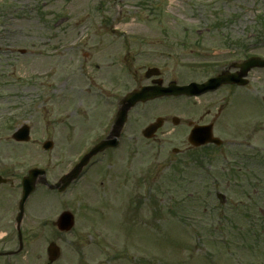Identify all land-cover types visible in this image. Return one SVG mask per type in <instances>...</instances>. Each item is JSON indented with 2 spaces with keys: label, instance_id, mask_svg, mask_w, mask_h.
<instances>
[{
  "label": "rangeland",
  "instance_id": "374dc122",
  "mask_svg": "<svg viewBox=\"0 0 264 264\" xmlns=\"http://www.w3.org/2000/svg\"><path fill=\"white\" fill-rule=\"evenodd\" d=\"M2 8L0 170H15L17 178L38 167L47 168L53 181L67 170L80 144L98 133L97 129L85 136L91 127L103 124L111 109V97L118 98L132 89L137 79L140 84H148L143 76L147 67L156 66L163 82L175 76L187 81L189 75L201 78L205 73L202 69H185L186 62L176 66L177 55L181 61H222L244 50L264 56V0H0ZM215 22L227 26L216 30L212 26ZM179 36H188L202 47L193 42L175 54L172 47ZM66 37L67 42L78 37L84 41L79 44L81 53L62 52L58 42ZM142 37L144 44L136 41ZM120 41L128 42L130 54L136 57L137 64L131 66L133 75L127 76L115 64V54L123 51ZM214 48L230 51L212 52ZM22 49L25 54H20ZM169 52L172 54L167 57ZM82 58L83 72L74 63ZM97 63L102 70L106 67L111 74L109 83L117 87L104 93L108 97L105 101L97 100L108 105L107 111L104 107L93 111L91 106L88 110L89 105L95 106L94 101L84 97L77 105L78 97H73L69 101L76 110L67 115L64 110L68 104L63 105L61 94H68L57 84L63 80L67 86L96 82L87 67L93 71ZM251 78L260 98L264 94V69H256ZM43 94L55 95L53 103L46 105ZM187 107L188 103L173 100L136 107L128 117L119 146L104 156L103 165H108L104 188L96 180L84 187L85 193L80 190L83 180L59 198L39 190L30 200L27 214L28 228L36 234L27 254L19 255L15 264H48L46 248L53 238L44 232L49 231L50 221L56 219L60 209L74 213L76 223L57 241L60 256L54 264H264V234L260 238L257 235L264 231V218L261 220L259 213H264V118L257 122L256 132L244 135L251 138L247 142L252 149H248L250 155L244 166L249 171L237 174L234 163L228 164L227 158V162H221V157L234 151L230 145L222 149V154L209 150V157L205 150L188 152L178 130L170 133L171 124L153 140L141 137L144 127L157 117L170 113L182 117L188 113ZM71 120L77 121L75 137L65 141V127ZM83 122L87 124L81 125ZM23 123L30 126L31 140L15 144L11 134ZM46 140L53 142L48 152L41 148ZM69 143L75 144L70 152ZM172 148L180 149V154L172 153ZM201 155L205 156L200 158L204 161L201 169L190 165L194 161L191 159ZM241 157L244 163L243 154ZM100 158L90 166L92 180L100 168ZM217 192L226 199L221 204ZM110 195H125V201L113 198L112 204H105L96 198ZM129 196L136 203L126 200ZM112 230L119 231V236Z\"/></svg>",
  "mask_w": 264,
  "mask_h": 264
},
{
  "label": "flooded vegetation",
  "instance_id": "af4514ba",
  "mask_svg": "<svg viewBox=\"0 0 264 264\" xmlns=\"http://www.w3.org/2000/svg\"><path fill=\"white\" fill-rule=\"evenodd\" d=\"M242 60L231 62L227 65L222 63L214 66L212 76H217L225 71L236 73L238 70L235 66L237 63H241ZM105 63L104 61L103 64ZM93 67L96 70L100 69L99 65H94ZM251 75L252 72L250 71L247 75L249 82L244 87L236 84L223 85L214 91L196 97L195 99L199 101L200 106L197 107L194 103L188 105L189 118H185L183 122L186 128L190 130L191 127L196 125L211 126L213 136L218 137V134H224L234 139L235 143H231V145L236 146V149H238L236 152L237 157H240L241 154H243V157H246L249 154L248 149L252 148L247 142L251 138L248 139L244 135L247 132H256L257 122L259 119L263 120L264 118V94H261L260 98H258L257 90L254 89V85L251 83ZM102 76L104 75L99 74V79L96 80L100 82L94 83L92 90L79 91L82 98L86 97L92 100V102L94 101L96 109L108 106L101 100L108 99L107 94L113 92L114 88V85L109 83L111 75ZM99 98L101 100L97 101ZM111 98L110 103L112 107L114 97ZM181 99H184V97ZM188 99L191 98H186V100ZM76 124L77 121L69 122L65 130L71 131L76 129ZM261 140L263 142V138ZM239 164L242 165L241 160H239ZM17 194L16 180L8 178L3 185H0V264H11L14 256H17V254H14L17 251L27 253V248L31 245L33 237L31 229L28 228L29 221L26 219L25 213L21 226L18 227L17 225L18 205L15 200ZM52 235L59 239V236L55 232H52Z\"/></svg>",
  "mask_w": 264,
  "mask_h": 264
},
{
  "label": "water",
  "instance_id": "95a60500",
  "mask_svg": "<svg viewBox=\"0 0 264 264\" xmlns=\"http://www.w3.org/2000/svg\"><path fill=\"white\" fill-rule=\"evenodd\" d=\"M255 66L264 67V61H261L259 59H251V60L247 61L246 63H244L241 68L243 69V72H246L248 69H250L252 67H255ZM224 77L225 76H222L219 79V82H226ZM207 84H205V86H207ZM189 88L190 87H188V88H177V89H175L176 90L175 94H181L182 92H185V94H188V89ZM163 94H165V93L160 92V88L151 87V88H142L140 91H136V92L128 95L125 98L124 102H123L122 109L119 112V115H118V118H117L118 126L123 124L128 109L131 108L135 103H137L139 101L150 100V99H153L155 97L162 96ZM157 127H158V125H155V126L151 127L149 129V131H155ZM146 132H145V135L147 137H149L150 134H148ZM14 138L16 140L27 141L28 140L27 130L26 129L25 130H20L17 134H15ZM115 144H116L115 140L114 141L113 140L105 141V142H102L100 145H98L95 149H93V151L81 161V163L79 164L77 169L74 170V172L69 177H67V179H63L62 180L63 181V186L60 188V190L65 188L68 185V183L77 175V173L79 172V169L81 168V166H83L87 162V160L89 159V157L91 155L95 154L96 152H98L100 150H103L104 148H106L108 146H115ZM50 146H51L50 143H47L44 147L45 148H49ZM39 173L42 174V172L39 171V170H33V171L30 172L29 177L24 180V191H25V193H24L23 198H22V203L25 201V199L27 198L28 194L33 190L36 176ZM49 250L51 252V258H53L54 255H55V250L54 249H49Z\"/></svg>",
  "mask_w": 264,
  "mask_h": 264
}]
</instances>
